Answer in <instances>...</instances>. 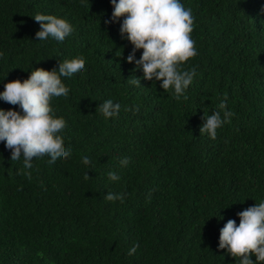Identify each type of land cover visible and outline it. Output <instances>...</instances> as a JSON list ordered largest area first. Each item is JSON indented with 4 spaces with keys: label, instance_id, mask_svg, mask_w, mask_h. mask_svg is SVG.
<instances>
[{
    "label": "trees",
    "instance_id": "16d2710c",
    "mask_svg": "<svg viewBox=\"0 0 264 264\" xmlns=\"http://www.w3.org/2000/svg\"><path fill=\"white\" fill-rule=\"evenodd\" d=\"M180 2L192 11L198 53L181 66L196 72L187 100L126 62L133 46L119 32L124 17L105 23L110 0H0V92L35 68L85 59L81 72L61 78L68 96L50 102L66 121L70 157L33 158L24 169L0 141V264H239L219 249V235L264 201V0ZM36 14L74 31L63 42L38 41ZM225 95L234 115L212 140L200 134L202 117L221 111ZM108 99L121 105L117 117L100 113ZM10 108L21 112L0 100Z\"/></svg>",
    "mask_w": 264,
    "mask_h": 264
},
{
    "label": "clouds",
    "instance_id": "9594fccd",
    "mask_svg": "<svg viewBox=\"0 0 264 264\" xmlns=\"http://www.w3.org/2000/svg\"><path fill=\"white\" fill-rule=\"evenodd\" d=\"M113 12L110 21L115 23L124 17L120 23L119 32L122 39H127L133 46L126 57V62L135 63L136 68L143 72V79L162 81L160 87L167 91L174 90L175 98L180 100L185 90L192 83L196 74L195 68L184 70V62L195 57L197 49L191 37L194 17L191 9H186L180 0H110ZM34 20L40 24L36 32L38 41L53 38L63 42L74 31L72 25L63 18L55 15L36 14ZM126 34V35H125ZM142 49L138 60L135 59L137 50ZM4 56L0 52V58ZM85 68V59L78 55L71 60L59 63V68L45 70L35 68L27 79L22 82L17 79L4 85L0 92V100L16 106L21 112L13 109H0V141L11 150V160L18 161L23 157L24 169H32L33 158L50 157L49 164L58 158H68L71 148H66L63 130L66 121L57 117L50 102L55 97H67L70 89L62 82V77H71ZM131 84L140 85V79L132 77ZM227 96L219 104V109L211 115L202 117L203 124L200 134L206 133L210 139L217 138V130L230 122L233 112L226 109ZM121 105L111 99L99 106L100 113L105 118L117 117ZM128 110L127 108L125 109ZM138 110V106L136 109ZM85 166L90 164V158L82 157ZM127 157L120 160L122 167L127 166ZM24 175L31 179L30 172ZM90 177L85 173L84 179ZM111 181H118L119 175L109 172ZM107 201L120 200L124 194L107 193ZM239 224L229 219L220 229L219 249H226L233 257H239V264H260L264 262V201L237 213ZM138 245L129 249L128 255H133ZM254 255V262L250 257Z\"/></svg>",
    "mask_w": 264,
    "mask_h": 264
}]
</instances>
